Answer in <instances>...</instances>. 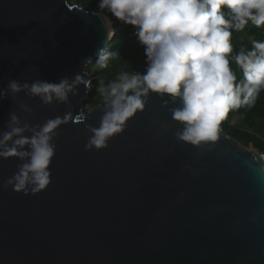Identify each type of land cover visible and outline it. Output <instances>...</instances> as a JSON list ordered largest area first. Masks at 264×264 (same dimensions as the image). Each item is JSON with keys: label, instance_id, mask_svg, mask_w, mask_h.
<instances>
[{"label": "water", "instance_id": "95a60500", "mask_svg": "<svg viewBox=\"0 0 264 264\" xmlns=\"http://www.w3.org/2000/svg\"><path fill=\"white\" fill-rule=\"evenodd\" d=\"M104 16L71 0H0V89L80 76L69 103L0 98V132L12 112L62 121L46 190L5 189L22 161L0 159V264H264V155L222 127L216 142H178L182 125L152 94L106 148L85 150L103 115V100L86 109L90 66L114 38Z\"/></svg>", "mask_w": 264, "mask_h": 264}, {"label": "clouds", "instance_id": "9594fccd", "mask_svg": "<svg viewBox=\"0 0 264 264\" xmlns=\"http://www.w3.org/2000/svg\"><path fill=\"white\" fill-rule=\"evenodd\" d=\"M98 8L134 26L147 67L143 73L121 72L100 85L103 115L99 126L90 128L86 151L106 148L145 110L152 94L182 125L175 133L178 142L196 147L216 142L228 114L254 106L264 91V40L252 39L251 47L239 51L232 43L233 32H242L250 23L264 27V0H98ZM97 55L104 68L115 53L104 47ZM79 79L76 75L59 83L10 80L0 89V98L11 96L15 101L24 93L45 105L65 104ZM173 104L179 106L170 107ZM20 108L31 112L26 104ZM61 123L56 118L32 125L10 113L6 130L0 132V159L16 157L22 163L4 182L5 189L35 195L49 187Z\"/></svg>", "mask_w": 264, "mask_h": 264}, {"label": "trees", "instance_id": "16d2710c", "mask_svg": "<svg viewBox=\"0 0 264 264\" xmlns=\"http://www.w3.org/2000/svg\"><path fill=\"white\" fill-rule=\"evenodd\" d=\"M71 2L88 10L103 13L112 22L114 29V38L106 50L114 52L115 56L107 61V67H99L98 59L90 66L95 75L91 84V96L86 106L88 109L95 108L103 100L98 91L101 84L114 80L124 71L143 73L146 70L144 46L136 37L134 26L111 17L106 11L102 12L98 8V0H71ZM252 39L264 40V27L257 28L250 23L242 32L234 31L232 37L234 51H239L241 47H251ZM234 118H238L236 124H232ZM221 127L227 135L244 147L264 155V91L260 93L254 106L242 107L230 112Z\"/></svg>", "mask_w": 264, "mask_h": 264}, {"label": "bare ground", "instance_id": "6f19581e", "mask_svg": "<svg viewBox=\"0 0 264 264\" xmlns=\"http://www.w3.org/2000/svg\"><path fill=\"white\" fill-rule=\"evenodd\" d=\"M105 17H107V16H104V17H103V18H104V21H105V23H106V25H107V27H108V29H109V32L112 34V32H113L112 22L109 20L108 17H107V19H106ZM109 21H110V22H109Z\"/></svg>", "mask_w": 264, "mask_h": 264}, {"label": "rangeland", "instance_id": "374dc122", "mask_svg": "<svg viewBox=\"0 0 264 264\" xmlns=\"http://www.w3.org/2000/svg\"><path fill=\"white\" fill-rule=\"evenodd\" d=\"M112 28H113V25H112ZM86 109H88L87 106H86ZM237 121H238V118H234V119L232 120V124H236Z\"/></svg>", "mask_w": 264, "mask_h": 264}]
</instances>
